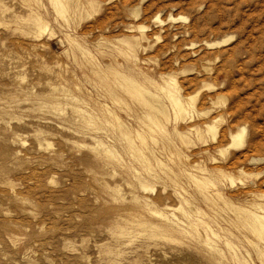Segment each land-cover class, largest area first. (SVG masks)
<instances>
[{"label":"rangeland","instance_id":"374dc122","mask_svg":"<svg viewBox=\"0 0 264 264\" xmlns=\"http://www.w3.org/2000/svg\"><path fill=\"white\" fill-rule=\"evenodd\" d=\"M59 6L0 0V264H264V0Z\"/></svg>","mask_w":264,"mask_h":264},{"label":"bare ground","instance_id":"6f19581e","mask_svg":"<svg viewBox=\"0 0 264 264\" xmlns=\"http://www.w3.org/2000/svg\"><path fill=\"white\" fill-rule=\"evenodd\" d=\"M54 2H55V4H56V7L58 8V10L60 11L61 9H62V6H59L60 5V3H61V1L62 0H53ZM80 4H81V2H80ZM83 6V5H82ZM84 8H85V6H84ZM39 28H40V30H42L43 32L44 31H46V25H44L43 23H40V21H39ZM140 36V35H139ZM134 37V36H133ZM138 39V38H137ZM136 38L135 39H132V40H130L129 42H127V47H126V52H125V54L126 55H128V57L130 58V60H132L133 59V61H134V59H135V61L137 60L136 59V55H135V51H134V47L137 45V40ZM229 40V39H228ZM228 40H225V41H223V43H225V42H227ZM126 43V42H125ZM218 43V42H217ZM213 44V43H212ZM220 44V43H219ZM140 45V44H139ZM208 45H211V44H208ZM126 46V45H125ZM138 58V57H137ZM127 60V59H126ZM138 61V60H137ZM143 61V60H142ZM134 63V62H133ZM137 63V62H136ZM60 64V63H59ZM138 65V64H137ZM59 67V66H58ZM110 67V66H109ZM112 68H114V67H112ZM138 68H140V67H138ZM116 69V68H115ZM141 69V68H140ZM110 70H113V69H110ZM141 73V72H140ZM146 77V76H145ZM143 78V77H142ZM144 79V78H143ZM146 79V78H145ZM102 80V79H101ZM162 80H164V79H162ZM102 81H104V80H102ZM151 81V80H150ZM148 82V81H147ZM152 82V81H151ZM161 82V81H160ZM137 83H139V82H137ZM150 83V82H149ZM155 83V82H154ZM154 83H153V87H156L155 85H154ZM155 84H157V83H155ZM152 85V84H151ZM79 89V88H78ZM144 90H145V88H143ZM148 92L150 93V95L152 96V98L153 97H155V98H159L160 96H162V97H164V99L166 100V101H168V107L170 108V110L173 112V118L175 119V120H173V121H176V120H178L179 118H181V119H183V117L186 115V114H188L189 112H190V109H192L193 108V105H194V99H195V97L193 96V97H189V98H183L181 95H180V89H179V87H178V85H177V82H176V80L174 79V78H172V77H169L168 79H166V80H164V83H163V85H161V86H159V88H157V91H155V92H153V91H150V90H148ZM149 95V94H148ZM149 95V97H151ZM111 97V96H110ZM116 100V97L115 96H112L111 97V100ZM114 100V101H115ZM194 101V102H193ZM99 104V103H98ZM143 104L145 105V104H149L150 105V107H151V109H154V110H157V111H161V109L163 108V109H165V107L163 106V105H161V104H158V105H156V104H154V105H152L151 103H149L147 100H145L144 102H143ZM164 104V103H163ZM101 105H103V104H101ZM104 108V110H103V115L104 116H106L107 115V117H106V119H108L109 120V118H111L112 120H118V118L115 116V113L112 111V109H110V108H108V106L106 105V106H103ZM99 108H100V106H99ZM100 111H102V110H100ZM194 111H195V109H194ZM162 112V111H161ZM201 114V113H200ZM102 117V116H101ZM146 117L148 118V119H150L151 120V117H152V115L151 114H146ZM104 118V117H103ZM110 121V120H109ZM179 121V120H178ZM107 122V121H106ZM175 123V122H174ZM176 124H177V121H176ZM123 125V124H122ZM152 125V124H151ZM124 126V125H123ZM218 128V127H217ZM216 126L214 125V124H210V125H208L207 124V128H206V133H207V131L208 132H210V133H212V135H213V137H215V133H216ZM120 130H121V133L123 134V136L125 137V139L126 140H129V139H131V138H129L130 136L128 135V132H125V130L123 129V128H119ZM151 129V128H150ZM205 129V128H204ZM177 132V131H176ZM245 132H246V130H245V128H241L240 130H238L236 133H232L231 134V144L228 146V148L229 147H240V146H242L243 144H244V138H245ZM178 133V132H177ZM183 136V135H182ZM181 138V137H180ZM227 148V149H228ZM128 149H129V151L132 153V154H137L138 155V157L141 159V161L143 162V163H146V166L148 165V163L150 162L145 156H144V153L141 151V150H139L138 148H135V146L131 143V142H128ZM227 149H225V151L227 150ZM104 152L105 153H110V151L108 150V148L105 146V148H104ZM108 155V154H107ZM109 156V155H108ZM179 156V155H178ZM183 156V155H182ZM181 156V157H182ZM185 156V155H184ZM180 157V156H179ZM186 158V157H185ZM179 159V158H178ZM184 159V158H183ZM182 160V159H181ZM187 160V159H186ZM151 165V164H150ZM149 165V166H150ZM179 165H180V163H179ZM145 166V167H146ZM148 166V167H149ZM183 167V166H182ZM185 167V166H184ZM192 168H193V170L194 169H196V172H198V171H201L200 169H197V167L196 166H191ZM147 168V167H146ZM179 168V167H178ZM148 170H149V168H147ZM180 169V168H179ZM186 169V168H185ZM183 170V169H182ZM191 171H192V169H191ZM195 171V170H194ZM183 172H186V171H184L183 170ZM192 173H195V172H192ZM184 174V173H183ZM222 175H224L223 173H222ZM188 177L191 179V181L194 183V184H196V185H198L199 187H201V186H206V185H208L209 183H210V181H209V183H207V182H205L206 180L205 179H203V178H201V177H197L196 175H194V174H191V173H189L188 174ZM240 181H242V180H240ZM203 187V188H204ZM142 188H144V189H146L147 188V186L145 185V184H142ZM212 194H214L213 196H215V197H219L220 198V194L218 193V192H215V193H212ZM201 195L204 197V198H206L207 200H210V199H208L209 197L207 196V195H205V192H203L202 190H201ZM210 197H212V195H210ZM262 198H264V196H262ZM215 199V198H214ZM213 199V200H214ZM222 200V199H221ZM206 201V200H205ZM260 201V200H259ZM212 202V201H211ZM225 202V201H224ZM253 202V201H252ZM209 203V202H208ZM207 203V204H208ZM214 203V202H213ZM215 203H216V201H215ZM226 203V202H225ZM210 204V203H209ZM222 204H223V200H222ZM228 204V203H227ZM227 204H224V205H227ZM262 204V203H261ZM261 204H259L258 203V205H254L255 207V209H256V211L257 212H261L262 214H264V205H261ZM214 205V204H213ZM210 206H212V205H210ZM215 206H217L216 208H218V204L216 205L215 204ZM215 208V207H214ZM250 210V209H249ZM255 211V212H256ZM254 211H249L248 213H253ZM155 214H158L160 217L162 216V214L161 213H158V212H154ZM185 213H187V212H185ZM201 213V212H200ZM224 215V214H223ZM140 216V215H139ZM163 217V216H162ZM187 218H188V216H186ZM164 219H163V221L165 220V217H163ZM195 219V218H194ZM193 219V220H194ZM196 219H197V216H196ZM202 219V218H201ZM147 222V221H146ZM149 222V221H148ZM147 222V223H148ZM165 222V221H164ZM253 222V225H255V226H257V228L255 229V232L257 233V234H261V235H264V221H252ZM251 222V223H252ZM163 223V222H162ZM200 223V222H199ZM201 223H202V220H201ZM197 224V223H196ZM203 224V223H202ZM166 225V224H165ZM150 227H151V225H150ZM157 227H158V225H157ZM169 228V227H168ZM207 228V227H206ZM209 229V228H208ZM262 229V230H261ZM166 230V229H165ZM168 230V229H167ZM210 230V229H209ZM170 231V230H169ZM210 232V231H209ZM211 233V235H213V236H215V234L211 231L210 232ZM217 235V234H216ZM264 238V237H263ZM254 243V242H253ZM262 243V242H261ZM255 244V243H254ZM259 245H261V247H262V244H264V243H262V244H260V243H258ZM256 246V245H255ZM258 246V245H257ZM264 247V246H263ZM262 247V248H263ZM258 248V247H257ZM260 249V248H259ZM259 251V250H258ZM262 251V250H261ZM257 252V251H256ZM258 254H259V252H258ZM264 254V253H263ZM264 256V255H263ZM259 257H261L262 258V255H261V252H260V254H259Z\"/></svg>","mask_w":264,"mask_h":264}]
</instances>
